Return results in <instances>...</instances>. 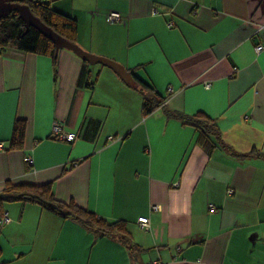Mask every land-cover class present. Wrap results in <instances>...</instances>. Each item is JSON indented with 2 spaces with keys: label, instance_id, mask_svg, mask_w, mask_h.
Wrapping results in <instances>:
<instances>
[{
  "label": "crops",
  "instance_id": "0c3cea01",
  "mask_svg": "<svg viewBox=\"0 0 264 264\" xmlns=\"http://www.w3.org/2000/svg\"><path fill=\"white\" fill-rule=\"evenodd\" d=\"M50 5L76 20L79 46L121 63L165 100L145 115L137 87L111 68L66 48L53 59L7 46L0 51V190L8 179L50 182L58 200L124 220L137 248L14 201L3 205L11 221L0 228V261L264 264V49H254L264 45V0ZM111 10L122 20L109 22ZM167 110L203 112L222 143L255 154L241 157L221 143L207 152L198 129L167 118ZM16 119L26 121L24 142L9 149ZM53 121L75 138L54 137ZM139 216L149 218L147 230Z\"/></svg>",
  "mask_w": 264,
  "mask_h": 264
},
{
  "label": "trees",
  "instance_id": "16d2710c",
  "mask_svg": "<svg viewBox=\"0 0 264 264\" xmlns=\"http://www.w3.org/2000/svg\"><path fill=\"white\" fill-rule=\"evenodd\" d=\"M29 6L31 11L38 16L46 25L50 26L60 35L75 42L77 24L76 20L61 11L51 7L53 0H14ZM13 45L18 50L24 52H34L38 54L50 55L55 58L53 43L42 35L34 27L25 30L23 20L18 16L15 10L0 18V51L7 46ZM136 83L137 90L142 96L143 114L151 113L156 107L162 105L164 96L158 94L152 86L136 77L131 72ZM167 118H175L182 123L191 124L199 131L198 142L207 151L210 152L215 145L221 143L233 154H237L230 147L222 143L220 131L213 118H210L203 112H197L193 115H187L180 111H166ZM26 121L16 119L12 125V133L9 139V149H21L24 142V132ZM255 154L254 150L247 153L237 154L238 156H251ZM19 201L20 203H35L40 208L54 213L62 218H71L81 223L86 229L96 236H115L129 250L137 248L133 243L129 232L126 229L124 220H107L100 217L87 208L76 204L72 199L68 202L58 200L53 193L50 182L35 184L28 182H13L6 180L3 188L0 190V212L4 211L3 205L8 202Z\"/></svg>",
  "mask_w": 264,
  "mask_h": 264
},
{
  "label": "water",
  "instance_id": "95a60500",
  "mask_svg": "<svg viewBox=\"0 0 264 264\" xmlns=\"http://www.w3.org/2000/svg\"><path fill=\"white\" fill-rule=\"evenodd\" d=\"M12 10H15L18 13V16L23 20L25 30H27L29 27H34L53 43L55 54L57 53L59 48L69 49L82 60H85L90 64L99 63L101 65L111 68L130 87L137 86V83L132 73L128 69H126L121 63L112 60L108 57L91 53L83 49L76 42L60 35L50 26L46 25L38 16H36L31 11L28 5L16 2L14 0H0V18L8 14Z\"/></svg>",
  "mask_w": 264,
  "mask_h": 264
},
{
  "label": "built area",
  "instance_id": "2783aa9c",
  "mask_svg": "<svg viewBox=\"0 0 264 264\" xmlns=\"http://www.w3.org/2000/svg\"><path fill=\"white\" fill-rule=\"evenodd\" d=\"M106 19L109 22H119L122 20V15L119 11L111 10L106 13ZM172 25V22H168L167 26L170 27ZM256 52H260L262 49H264V45L256 44L254 47ZM204 87L208 88L210 86V82H204ZM171 90V88H169ZM51 133L54 137H57L59 139L65 140V141H72L75 138V133L73 131L66 130L64 128V125L59 121H53L51 124ZM111 138V136H109ZM25 160L30 161L29 157H25ZM153 209H156V205L151 206ZM138 224L141 228L147 230L149 228V218L147 216H139L138 217ZM11 221V218L9 215L2 211L0 212V228L9 223ZM0 264H5L4 262L0 261Z\"/></svg>",
  "mask_w": 264,
  "mask_h": 264
},
{
  "label": "rangeland",
  "instance_id": "374dc122",
  "mask_svg": "<svg viewBox=\"0 0 264 264\" xmlns=\"http://www.w3.org/2000/svg\"><path fill=\"white\" fill-rule=\"evenodd\" d=\"M53 1H55V0H53ZM53 1H52V2H53ZM52 2H51V3H52Z\"/></svg>",
  "mask_w": 264,
  "mask_h": 264
}]
</instances>
